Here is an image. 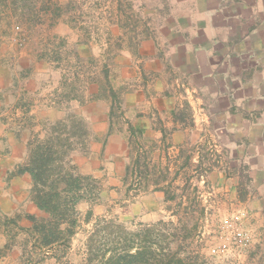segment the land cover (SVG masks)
Returning <instances> with one entry per match:
<instances>
[{
    "label": "crops",
    "instance_id": "crops-1",
    "mask_svg": "<svg viewBox=\"0 0 264 264\" xmlns=\"http://www.w3.org/2000/svg\"><path fill=\"white\" fill-rule=\"evenodd\" d=\"M170 3L153 35L115 59L123 123L110 122L109 106L81 105L90 139L87 159L74 161L101 183L124 179L132 161L145 164L148 174H138L141 165L133 170L141 185L128 207L140 223L173 221L170 201L195 188L217 220L243 210L264 231V0ZM15 82L0 80V213L36 215L31 177L17 172L35 131L25 121L35 112L52 120L61 113L41 89L28 91L38 98L22 104L11 91ZM89 87L97 92V85ZM161 173V182L144 181ZM244 173L250 186L241 181ZM114 189L131 191L126 184Z\"/></svg>",
    "mask_w": 264,
    "mask_h": 264
},
{
    "label": "rangeland",
    "instance_id": "rangeland-1",
    "mask_svg": "<svg viewBox=\"0 0 264 264\" xmlns=\"http://www.w3.org/2000/svg\"><path fill=\"white\" fill-rule=\"evenodd\" d=\"M20 2L21 5L19 3L16 9H6L0 5V80L16 78V88L11 91L22 97L21 103L24 105H30L32 100L38 98L37 92H34V96L28 91L41 89L48 98L53 99L54 107H58L61 113V117L55 120L48 117L39 119L35 116L36 112L28 115L31 119L35 118L34 121L27 118L25 121L29 127L35 125V131L27 137L28 152L29 140L44 138L50 132L49 125L68 114L81 118L88 132V120L79 113L85 101L94 102L97 109L110 107L113 103L114 124L118 127L123 123L122 87L117 86L114 79L118 78L114 68L115 59L122 51L133 53L142 39L153 35L172 9L170 0ZM105 69L119 102L110 95L105 82ZM91 83L97 85L94 94L89 92ZM51 101L46 100V103L50 104ZM99 102L102 106L97 105ZM9 106L10 103L6 108ZM21 123L24 124L23 120ZM87 138L86 148L76 142L69 158L79 173L97 180L98 192L92 200L91 197L90 201L76 205L75 234L66 245L61 244L59 248L55 246L57 255L41 253L33 249L31 238L23 230L30 226L25 213L13 216L0 213V264H83L87 257V234L96 219L120 223L128 230H136L145 224L134 220L128 209L136 189L141 185L133 171L136 163L132 161L128 165L130 168H126L124 179H103L101 183L102 180L82 172L74 161L76 156L87 159L89 132ZM131 141L129 144L133 151L134 140ZM27 160L28 154L25 162ZM241 164L237 166L239 170L242 169ZM140 165L142 168L138 174H148V167L139 162L136 164L137 167ZM89 166L93 168L92 164ZM241 177L242 183L244 181L246 185H251L245 173ZM164 179L165 174L161 173L144 181L158 183ZM125 184L131 190L128 194L120 193L123 189H114ZM178 195L170 201V204H174L173 221L160 220L166 227L160 225L158 230L162 232L164 228L166 241H163V236H155L157 231L153 232L152 238L157 241L158 253L159 246L169 243L170 251L178 252L183 264H264V231L246 219L245 211L238 210L232 217H218L217 220L215 211L205 208L206 202L197 189L189 188L183 198ZM88 210H91V216L86 222L84 218ZM105 241L100 239L96 243L100 250L107 245ZM157 251H153L155 257H158Z\"/></svg>",
    "mask_w": 264,
    "mask_h": 264
},
{
    "label": "trees",
    "instance_id": "trees-1",
    "mask_svg": "<svg viewBox=\"0 0 264 264\" xmlns=\"http://www.w3.org/2000/svg\"><path fill=\"white\" fill-rule=\"evenodd\" d=\"M20 1L0 0V5L6 9H16L19 3L21 5ZM107 72L105 69L106 85L109 86L112 99L119 102L107 79ZM113 107V103L110 104V122L114 118ZM48 129L50 132L44 138L29 140L28 160L17 166V172L30 175L31 199L39 215H42L26 214L30 226L23 230L31 238L33 249L55 256V246L59 248L61 244L66 245L75 234L76 205L92 200L97 196L98 188L97 180L79 173L69 158L76 142L86 148L88 132L83 120L68 114L62 120L50 124ZM128 142L131 143V139ZM134 163L138 164L137 161ZM165 194L166 198L174 199L169 191ZM90 216L91 210H88L84 220L88 222ZM160 225L166 227L163 221H159L128 230L120 223L96 219L87 234V257L83 264H183L178 252L170 251L169 243L159 246L158 253L157 241L152 238L153 232H158L156 237L163 236V241L167 237L163 227L162 232L158 230ZM100 239H105L107 243L103 250L96 245ZM153 251H157L158 257L153 255Z\"/></svg>",
    "mask_w": 264,
    "mask_h": 264
},
{
    "label": "built area",
    "instance_id": "built-area-1",
    "mask_svg": "<svg viewBox=\"0 0 264 264\" xmlns=\"http://www.w3.org/2000/svg\"><path fill=\"white\" fill-rule=\"evenodd\" d=\"M235 237V236H234Z\"/></svg>",
    "mask_w": 264,
    "mask_h": 264
}]
</instances>
